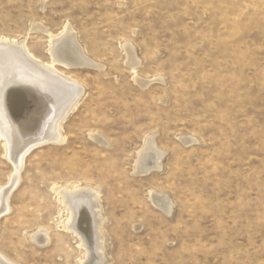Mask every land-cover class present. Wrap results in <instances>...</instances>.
I'll return each mask as SVG.
<instances>
[{"label":"rangeland","instance_id":"374dc122","mask_svg":"<svg viewBox=\"0 0 264 264\" xmlns=\"http://www.w3.org/2000/svg\"><path fill=\"white\" fill-rule=\"evenodd\" d=\"M68 26L94 66L55 60L51 42ZM5 40L83 88L65 141L25 154L12 189L17 166L0 138L8 263L85 261L58 194L78 188L100 191L106 264H264V0H0ZM22 74L19 85L42 96ZM149 137L163 167L140 174ZM41 231L45 245L33 238Z\"/></svg>","mask_w":264,"mask_h":264},{"label":"bare ground","instance_id":"6f19581e","mask_svg":"<svg viewBox=\"0 0 264 264\" xmlns=\"http://www.w3.org/2000/svg\"><path fill=\"white\" fill-rule=\"evenodd\" d=\"M40 28L43 29V27ZM34 30L40 29L35 28ZM65 31L67 32L63 33L62 38L53 41L51 39L50 50L55 60L70 66H94V63L80 48L73 29L68 26ZM15 43L8 40L0 43V138L3 137L6 140L9 157L13 158L17 166V173L12 178L11 189L19 181V169L22 167L25 154L32 151L35 145L49 141L59 143L65 141L62 137L61 127L69 113L78 107L79 100L83 95V88L79 84L75 82L71 85L67 84V79L54 70L55 66H47L40 63L39 59H34L35 57L26 51L25 43ZM125 47L129 55L130 66L133 69L132 72L135 73L139 65L135 50L131 46ZM17 73H23L22 77L24 78H31L33 82L31 84L42 90V96L37 97L27 90L26 85H19L18 82L22 78ZM136 79L143 86L147 84L139 78ZM17 131H20L21 135L26 134V138L18 140L16 136L20 132ZM149 138L151 139L147 141L145 150L143 149L144 151L139 155L136 164L137 173L140 174L148 175L152 171L162 170L163 167L165 153L159 151L154 138ZM194 141L196 140H191V142ZM21 143L25 144L21 146ZM59 192L65 210H68V219L65 222L66 230L81 237V242L88 248V256L81 263L106 264V259H104L105 237L101 233L105 219H103L102 206H100V191L74 188ZM6 195L8 194L2 196L5 198V203L8 200ZM153 202L171 214L173 205L170 203V199L165 196H155ZM48 236L46 232L41 231L34 234L33 238L36 242L45 245L49 241ZM3 257L0 255V264H11Z\"/></svg>","mask_w":264,"mask_h":264},{"label":"water","instance_id":"95a60500","mask_svg":"<svg viewBox=\"0 0 264 264\" xmlns=\"http://www.w3.org/2000/svg\"><path fill=\"white\" fill-rule=\"evenodd\" d=\"M74 66H78V65H74Z\"/></svg>","mask_w":264,"mask_h":264}]
</instances>
